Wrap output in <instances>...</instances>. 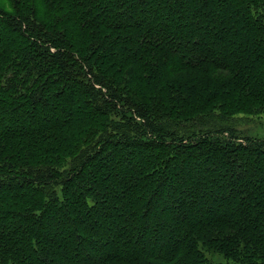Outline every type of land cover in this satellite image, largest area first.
<instances>
[{"label": "trees", "instance_id": "obj_1", "mask_svg": "<svg viewBox=\"0 0 264 264\" xmlns=\"http://www.w3.org/2000/svg\"><path fill=\"white\" fill-rule=\"evenodd\" d=\"M229 99L264 100V0H0V264H264V140L223 138ZM115 102L175 139L107 135Z\"/></svg>", "mask_w": 264, "mask_h": 264}, {"label": "rangeland", "instance_id": "obj_2", "mask_svg": "<svg viewBox=\"0 0 264 264\" xmlns=\"http://www.w3.org/2000/svg\"><path fill=\"white\" fill-rule=\"evenodd\" d=\"M209 66H207L206 69H204V72L208 73L210 76L215 77L216 79L220 80H226V74L229 71L228 69H211L209 71ZM208 76V75H207ZM198 80L196 79L195 84H198ZM216 92L214 89H208L205 88L202 90V95L207 94V95H214L212 93ZM225 92V91H224ZM244 98V97H243ZM251 98H246V101ZM213 100L218 101L217 97L213 98ZM116 101V100H114ZM262 103L252 105L251 107L249 106L250 104H243L242 101L232 100L229 99L223 108H217L215 109L214 113H221V112H227L229 110L234 111L231 115H233V119H231L228 122V127L226 129H223L221 133L223 135L224 139H231L235 140L238 142H249L253 140H264V100H261ZM236 102H240L242 110H233L237 106H234ZM119 105V106H118ZM116 108H112L109 110V125L107 126L108 128V134L107 135H115L116 137H124V136H129V138L135 137L142 129H147L146 133L148 136L154 135V136H160V134H163L164 137L163 139L166 140H172L175 138L170 137V132L173 131V127L170 128H162L163 127V121L162 118H156V116H153L152 114L154 113L152 109L150 108L149 112L147 115L149 116V120L144 117L137 116L132 109H135L133 104L129 103L127 106H123V103L121 102H115ZM260 106V107H258ZM114 107V106H113ZM120 107V108H117ZM250 107V108H249ZM258 107V108H257ZM148 109V107H146ZM211 108V107H210ZM209 108V109H210ZM225 108V109H224ZM256 108V109H255ZM146 109V111H147ZM208 109V108H207ZM205 111H200L197 113H194L193 115L196 114H206L208 110ZM240 111V112H239ZM188 122V121H187ZM187 122L181 123V126L177 125V128L175 129L174 132L176 133H181L180 135H185L184 139H187V135L190 133L189 131L192 130H204L206 126L204 124H198V126H192V127H186L188 126ZM185 127V128H184ZM160 133V134H158ZM122 135V136H121ZM89 138V137H88ZM86 138L87 141H90V139ZM150 138V137H149ZM151 139V138H150ZM263 143V142H262ZM264 146V143H263ZM229 202V199L220 197L218 200H216L212 205L215 207V205H222V204H227ZM206 256L209 259H212L213 261L216 262H221V263H227L228 260L223 259L219 255H213L210 256L209 253L206 254ZM207 258V259H208ZM229 262V261H228ZM228 264H233V263H228ZM237 264V263H235Z\"/></svg>", "mask_w": 264, "mask_h": 264}]
</instances>
